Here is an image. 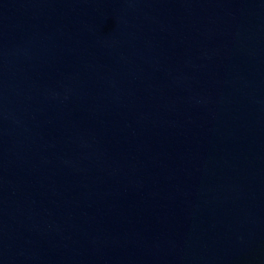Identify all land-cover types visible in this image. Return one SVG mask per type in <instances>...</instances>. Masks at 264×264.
<instances>
[{"label":"water","instance_id":"95a60500","mask_svg":"<svg viewBox=\"0 0 264 264\" xmlns=\"http://www.w3.org/2000/svg\"><path fill=\"white\" fill-rule=\"evenodd\" d=\"M0 264H264V0H0Z\"/></svg>","mask_w":264,"mask_h":264}]
</instances>
